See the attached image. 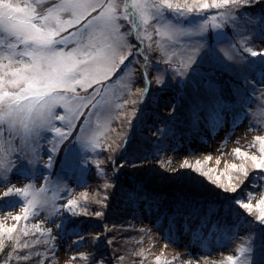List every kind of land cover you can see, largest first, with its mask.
<instances>
[{
  "label": "rangeland",
  "instance_id": "obj_1",
  "mask_svg": "<svg viewBox=\"0 0 264 264\" xmlns=\"http://www.w3.org/2000/svg\"><path fill=\"white\" fill-rule=\"evenodd\" d=\"M109 2L105 0L106 7ZM111 2L117 16H128L117 20L121 47L115 61L129 51L137 54L101 85L77 88L88 99L68 94L69 99L55 105L66 119L77 117L71 129L66 121H52L70 132L68 138L50 128L27 134L19 121L16 127L0 122V165L7 169L0 171V193L5 187L29 193L27 199L0 197V249L6 245L9 253L0 264H228L229 255L236 264H264V223L255 219L264 185L242 180V175L243 184L230 179L241 174L231 165L254 167L243 154L259 156L256 138L264 137V73L253 77L264 69V56L245 51L264 50V11L261 16L248 14L264 0L199 14L167 8L156 12L151 4L159 6L158 0H147V24L131 0ZM28 3L40 12L50 7L49 0ZM60 18L73 19L74 13H61ZM206 19L209 28L201 37L173 35L163 24L195 30ZM213 22L222 26L213 29ZM80 39L69 35L67 47H77ZM241 93L247 97L232 104ZM241 109L246 117L232 126L229 118L238 117ZM212 113L223 119L217 130L204 125ZM195 131L198 135L190 136ZM49 156L51 167H45ZM185 161L189 167H182ZM209 170L211 175H205ZM233 187L238 190L230 191ZM33 197L42 203L30 208L24 220L23 205ZM69 199L76 202L70 210ZM237 200L252 204V211L240 208ZM96 211L103 215L96 217ZM17 215L20 221L14 219ZM226 216L238 227L226 232L216 227L215 218L223 224ZM9 227L15 230L8 233Z\"/></svg>",
  "mask_w": 264,
  "mask_h": 264
},
{
  "label": "snow or ice",
  "instance_id": "obj_2",
  "mask_svg": "<svg viewBox=\"0 0 264 264\" xmlns=\"http://www.w3.org/2000/svg\"><path fill=\"white\" fill-rule=\"evenodd\" d=\"M41 0H37L40 3ZM50 7L43 12L37 11L28 3V0H0V51L4 55L0 60H7L8 63H0V122L8 123L10 127H16L19 121L23 125V130L27 134L38 132L41 128H50V130L59 133L63 139L70 135L62 131L60 127L52 124L53 120L67 123V127H74L73 120L77 119L73 114L71 119H66L64 115H59L55 111V105L60 101L69 99L68 94H73L72 99L83 101L89 97H81L77 94V88H92L93 85H101L103 81L110 78L117 72L121 65L125 64L135 51H129L127 55H121L119 62L116 63L115 55L117 49L121 47L120 25L118 19L127 20L128 16H117L115 4L109 2L105 6V0H49ZM132 6L140 13L141 19L145 24L148 20L145 18V6L141 0H131ZM256 0H183V3L174 2V0H158L151 4L154 11L158 12L160 8H167L175 12L185 13H202L206 9H220L226 5L237 7L247 6ZM99 10V11H98ZM72 11L74 18L62 20L61 13ZM98 15H91L96 13ZM55 14V15H54ZM55 19V23L51 21ZM215 19V18H214ZM173 35L196 36L201 37L209 28L207 19L195 30L181 29L169 23H163ZM79 26L75 33L69 35H79L77 47L68 48L69 35H64L69 28ZM222 25L213 22L211 28L217 29ZM159 34V32L157 33ZM199 41H202L198 39ZM63 46V47H59ZM203 46L202 44L200 45ZM129 47H133L129 44ZM250 52L252 57L264 56V50L255 51L251 48H245ZM137 54V53H135ZM148 57L144 56V60ZM195 63L189 66L190 68ZM162 84L161 81H158ZM96 91V89H94ZM146 91V89H145ZM71 111V109H69ZM79 111V109H77ZM131 126V122H129ZM260 141V155H243L251 161L256 169L264 168V137H257ZM87 141H82L85 145ZM127 139H125L126 147ZM55 148V146H53ZM239 153L240 149H236ZM211 157H206L210 160ZM52 156L48 157L45 167H51ZM120 168L123 164L119 165ZM200 162L197 161V168ZM182 167H189L185 161ZM231 169L239 170L245 179L249 173L245 170L244 165H231ZM0 171H7L3 165H0ZM205 175H211V170ZM231 179V178H230ZM219 181L220 177H216ZM241 184L244 181H240ZM238 189H230L236 192ZM16 194L28 198L29 193L23 188L5 187L0 193V197H7ZM37 203L35 197L27 200L24 204V220H28V212ZM75 201L69 199L67 207L69 210L75 205ZM237 205L249 212L252 211L253 205L236 201ZM257 214L255 219L264 223V198L256 205ZM96 217L103 215L101 211H96ZM21 216L14 217L16 221L21 220ZM14 227L6 229L8 233L14 231ZM51 236V229H48ZM100 237L96 236L95 241ZM54 239V238H53ZM79 244L80 241H74ZM55 254V249H52ZM244 249H241L243 252ZM84 256V253H80ZM77 257H72L76 259ZM228 264H236L234 256L227 257ZM95 264H105L103 260L95 261Z\"/></svg>",
  "mask_w": 264,
  "mask_h": 264
},
{
  "label": "trees",
  "instance_id": "obj_3",
  "mask_svg": "<svg viewBox=\"0 0 264 264\" xmlns=\"http://www.w3.org/2000/svg\"><path fill=\"white\" fill-rule=\"evenodd\" d=\"M257 1V0H256ZM262 5V4H261ZM258 7H260V8H258ZM262 7H264V5H262V6H257L256 7V10H258V9H261V11L259 12V11H251V12H249L248 14H250V13H253V15H258V16H261L262 15V13H263V11H264V9H262ZM238 10V9H237ZM214 11H215V9H214ZM239 11V10H238ZM246 11V10H245ZM208 12V11H207ZM232 12V11H231ZM258 72H256V74L255 75H253V77L254 78H256L257 76H261L262 75V73H264V69L263 70H257ZM151 82V81H150ZM251 91L252 90H250L249 91V93L251 94ZM251 96V95H250ZM250 96H248V97H250ZM244 97V98H243ZM247 96L246 95H242V93H241V95H240V98H234V99H231V103L232 104H235L236 102L237 103H242V101H243V99H245ZM233 101H234V103H233ZM223 107V105H220L218 108H222ZM218 110V109H217ZM246 115H247V112L246 111H244V110H240V112H239V114H238V117L237 116H233V117H231V118H229V122L230 123H232V126L233 125H235V124H240V123H242V120L246 117ZM223 117V116H222ZM208 120L207 121H205V123H204V125L206 126V127H208L209 129H213L214 127H215V129H213V130H217L216 129V124H218L219 122H220V124H221V122H222V120L223 119H221V117H216L215 115H213V113L212 114H209L207 117H206ZM215 118V119H214ZM225 118V117H224ZM214 122H216V123H214ZM198 131V130H197ZM197 131H195V132H191V135L190 136H193L194 134L197 136L198 135V133H196ZM183 137L185 136V134L183 135V134H181ZM192 141H193V138L191 139ZM248 173H249V175H248V177L247 178H249L250 179V181H251V184H253L254 182H255V179H257V180H261L262 181V184L264 185V168H261V169H256L255 168V166L254 167H251L250 168V170H246ZM238 175V174H237ZM243 176V174L241 173L240 175H238V176H236V174H235V176L236 177H232L231 178V181L232 182H236V183H240V179H239V176ZM243 178V177H242ZM246 178V179H247ZM245 178H243L242 180H244ZM140 183H142V182H140ZM142 184H144V183H142ZM183 187V186H182ZM192 193V192H191ZM130 194H131V196L132 195H134L135 194V192H130ZM195 196H197L198 194H194ZM216 196H211V195H207V197L208 196H210V197H212V198H218V197H220L219 196V194H215ZM218 195V196H217ZM200 196H205L204 194H200ZM207 197L205 196V197H202V198H206L207 199ZM209 197V200L211 199ZM129 198V197H128ZM131 198H133V197H131ZM194 201H202L201 199H198V198H195V199H193ZM147 204H148V206H149V202H146ZM215 203H220V201L219 200H215ZM214 203V205H216ZM220 205V204H219ZM219 205H217V206H219ZM221 205H223L222 203H221ZM141 206V205H140ZM143 207V205L141 206V208ZM220 210H222V209H220ZM221 213H223L222 211H221ZM224 214V213H223ZM243 214V213H242ZM254 214V213H253ZM211 216V215H210ZM226 218V222L225 223H221L220 222V219H216L215 218V221H214V224L216 225V227H218L219 225L221 226H219L220 228H221V230L222 231H225L226 232V230H228L229 228H237L238 226H236L235 227V222H233V220L230 222V220L231 219H229V217L228 216H226L225 217ZM217 220V221H216ZM259 222V221H258ZM172 223V222H171ZM172 229H170L169 230V232L171 231ZM205 233V230H203L202 231V235ZM169 234H171V233H169ZM200 234H201V232H200ZM202 238L203 237H201V240H202ZM7 244V243H6ZM6 245H3L2 247H1V249H0V262L3 260H5V261H7V257H8V254L7 253H5L6 252ZM7 249H8V247H7ZM83 264H90V263H88V262H84ZM263 264V263H262Z\"/></svg>",
  "mask_w": 264,
  "mask_h": 264
}]
</instances>
